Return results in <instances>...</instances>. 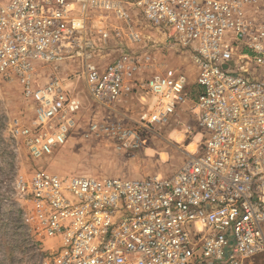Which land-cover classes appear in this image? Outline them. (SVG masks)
I'll return each mask as SVG.
<instances>
[{"label":"built area","instance_id":"1","mask_svg":"<svg viewBox=\"0 0 264 264\" xmlns=\"http://www.w3.org/2000/svg\"><path fill=\"white\" fill-rule=\"evenodd\" d=\"M257 1L0 0V75L32 108L30 123L13 132L34 159L81 126L83 103L58 73L69 61L95 105L115 110L139 93L146 107L93 120L89 134L130 153L174 120L194 135L186 115L203 135L169 176L38 169L21 177L22 218L42 242L40 264H250L264 254V78L243 69L235 46L245 42L264 70V30L248 25ZM166 52L189 56L197 96L188 69L161 58Z\"/></svg>","mask_w":264,"mask_h":264},{"label":"rangeland","instance_id":"2","mask_svg":"<svg viewBox=\"0 0 264 264\" xmlns=\"http://www.w3.org/2000/svg\"><path fill=\"white\" fill-rule=\"evenodd\" d=\"M248 18L252 31L264 30V0H258L248 7ZM235 46L237 62L246 66V70L248 67L252 76L264 78L263 68L256 66L255 55L245 46V42L238 41ZM246 54L250 58L245 60L242 56ZM161 58L167 59L172 65L188 69L190 92L197 96L199 87L189 56L166 52ZM52 71L54 69L50 67L46 73ZM58 73L69 80L70 91L83 103L82 122L66 144L52 155L39 160L29 154L24 139L13 132L15 127L30 123L32 108L24 100L21 87L0 75V264H40L44 255L40 247L42 242L22 218L21 201L16 188L21 177L27 178L38 169L62 176H169L181 167L203 138L196 128V120L182 115V121L195 128L194 135L186 132L184 123L174 120L166 126L153 128L151 133L145 135L147 141L139 150L130 153L120 151L110 140L89 134V123L93 120L121 119L122 113L132 117L141 115L146 111L142 95H127L115 106V110L106 109L93 103L77 63L69 61L62 64ZM49 243L48 239H44V249ZM252 264H264V254L254 258Z\"/></svg>","mask_w":264,"mask_h":264},{"label":"bare ground","instance_id":"3","mask_svg":"<svg viewBox=\"0 0 264 264\" xmlns=\"http://www.w3.org/2000/svg\"><path fill=\"white\" fill-rule=\"evenodd\" d=\"M232 51H236V49L235 48H232ZM241 66H243V65H241ZM244 69V68H243ZM246 70V69H245ZM194 151V150H193Z\"/></svg>","mask_w":264,"mask_h":264},{"label":"crops","instance_id":"4","mask_svg":"<svg viewBox=\"0 0 264 264\" xmlns=\"http://www.w3.org/2000/svg\"><path fill=\"white\" fill-rule=\"evenodd\" d=\"M244 69H245V66H244ZM137 178H138V177H137ZM250 264H252V262H251Z\"/></svg>","mask_w":264,"mask_h":264},{"label":"trees","instance_id":"5","mask_svg":"<svg viewBox=\"0 0 264 264\" xmlns=\"http://www.w3.org/2000/svg\"><path fill=\"white\" fill-rule=\"evenodd\" d=\"M37 244H39V243H37Z\"/></svg>","mask_w":264,"mask_h":264}]
</instances>
